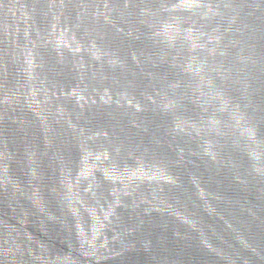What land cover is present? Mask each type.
Instances as JSON below:
<instances>
[{"label": "water", "instance_id": "water-1", "mask_svg": "<svg viewBox=\"0 0 264 264\" xmlns=\"http://www.w3.org/2000/svg\"><path fill=\"white\" fill-rule=\"evenodd\" d=\"M0 264H264V0H0Z\"/></svg>", "mask_w": 264, "mask_h": 264}]
</instances>
